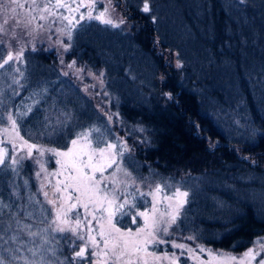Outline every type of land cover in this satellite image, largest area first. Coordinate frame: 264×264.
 I'll return each instance as SVG.
<instances>
[{
    "label": "snow or ice",
    "instance_id": "snow-or-ice-1",
    "mask_svg": "<svg viewBox=\"0 0 264 264\" xmlns=\"http://www.w3.org/2000/svg\"><path fill=\"white\" fill-rule=\"evenodd\" d=\"M98 3L102 4L101 9L97 8ZM136 6L152 23L157 22L154 0H136ZM119 7L120 0H106V3L104 0H80L79 3L76 0H0V79L10 80L11 95L19 96L26 87V83H21L25 72L20 65L26 64L27 44H31L32 51L37 50L33 42L35 34L51 31L52 25L59 22L62 26L56 28L59 34L56 46L68 52L73 31L82 27V21L95 20L122 32L130 30L129 17L117 12ZM228 7L243 11L238 17L229 16L225 22L226 38L222 43L231 48L235 38L241 46L247 45L249 33L244 28L250 20L244 13L254 11L257 0H236ZM259 8L264 13V0H259ZM249 31L255 42L256 32ZM25 36L31 39L25 41ZM64 36L69 42L59 38ZM259 36L264 39V25ZM176 55L179 57V53ZM60 63H64L62 56ZM66 67L75 70L77 75L86 71L77 67L75 60ZM175 67L183 69L185 65L177 58ZM88 74L104 86L103 71ZM126 75L136 79L130 70H126ZM261 75L264 78V69ZM159 81L162 85L159 95L165 104L179 105V93L164 90L167 77L161 74ZM46 92L47 88L32 90L19 104L6 106L4 91L0 89V173L6 177L5 183L11 190L7 200L0 195V264H181L182 257L194 264H264V236L254 238L240 255L209 249L202 244L190 246L178 242H195L199 238L196 234L173 238L182 222L190 192L184 190L183 184L154 182L133 175L125 161L134 158V148L108 126L121 119L118 111L104 112L106 119L102 124L93 122L71 131L67 143L48 147L36 142L40 137L51 140L61 136L71 127L72 117L66 111L60 112L54 121L49 115L41 120L34 114ZM104 95L108 93L105 91ZM242 103L243 98L238 106ZM261 106L264 107V90ZM30 117L37 121L35 131L24 126ZM194 126L199 135V125ZM244 127L250 140L264 135V121L260 126L249 121ZM133 131L146 129L141 126ZM140 143L150 145L152 141L145 136ZM217 143L209 140V150L215 149ZM45 154L55 158L54 164L58 167L50 171L48 161L42 159ZM242 158L253 165L257 163L250 157ZM29 159L37 165L34 175L39 187L25 200L20 192L22 185L16 183L15 177L20 174L22 162ZM23 187H29L28 180ZM37 192L43 200L37 198ZM250 195L255 198L256 194ZM260 197L264 199V191ZM124 217L136 225L135 230L120 226ZM61 241L70 254L64 253ZM161 245H170L179 251L163 250L158 254Z\"/></svg>",
    "mask_w": 264,
    "mask_h": 264
},
{
    "label": "trees",
    "instance_id": "trees-1",
    "mask_svg": "<svg viewBox=\"0 0 264 264\" xmlns=\"http://www.w3.org/2000/svg\"><path fill=\"white\" fill-rule=\"evenodd\" d=\"M235 2L173 0L176 10L156 15L157 22L152 23L137 10L136 0H125L134 27L143 24L144 28H139H143L142 31L122 32L95 20H85L71 40L70 54L85 66L104 73L110 69L108 64L112 59H121L122 68L117 75L128 78L142 98L125 100L118 112L131 141H136L139 133L152 141L150 145L138 144L136 154L133 152V164L129 166L126 160V166L136 177L183 184L184 190L190 192L188 212L179 223L185 236L197 233L207 246L242 253L254 238L264 236V199L260 197L264 191V135L250 140L244 127L249 121H254L256 126L264 121V107L261 106L264 81H254L261 73L259 66L264 65V39L259 36L264 13L257 0V8L244 13L250 20L244 28L249 33V43L241 46L233 38L229 48L222 43L226 38L225 22L229 21V16L238 17L243 11L228 7ZM97 26L96 32L100 34L94 33V39L80 44L77 33L83 27ZM250 29L256 32L255 42ZM97 42L101 43L95 44ZM51 57L42 51H27L28 63L43 68L44 74L42 80L33 81L31 90H48L54 83H71L80 92L78 97L83 107L76 116L75 99L78 98L73 97L70 129L51 140L40 137L45 145L54 147L67 143L70 132L79 130V126L93 122L102 124L106 118L82 89L53 69ZM177 58L184 63L183 69L175 67ZM229 60L230 63L225 62ZM126 70L136 79L129 78ZM161 74L167 77L164 90L179 93V105L165 104L160 97ZM20 92L13 105L23 98L24 93ZM241 98L243 103L238 106ZM121 125L117 126L121 128ZM194 125H199V135ZM141 126L145 132L133 131ZM29 129L36 130L33 126ZM209 140L218 142L211 151ZM245 156L257 163L253 165L242 158ZM35 170V165L25 160L19 176L15 177L16 183L22 185L20 192L25 200L31 191L34 192ZM153 173L158 175L153 176ZM5 179L0 173V195L7 200L11 190ZM25 180L31 185L27 189L23 187ZM252 193L256 194L255 198L250 195ZM61 245L64 253L70 254L64 241ZM233 245L236 246L233 248Z\"/></svg>",
    "mask_w": 264,
    "mask_h": 264
},
{
    "label": "rangeland",
    "instance_id": "rangeland-1",
    "mask_svg": "<svg viewBox=\"0 0 264 264\" xmlns=\"http://www.w3.org/2000/svg\"><path fill=\"white\" fill-rule=\"evenodd\" d=\"M69 2H71V0H69ZM76 2L79 3L80 0H76ZM84 2H87V0H84ZM104 2L106 3V0H104ZM172 2H173V0H154V5H155L154 12H155V14L160 16V15L165 14V13L174 12L176 9L172 6ZM97 8L101 9L102 4L98 3ZM81 11L83 12L86 10L81 9ZM117 12H119L121 15H127L129 17V22L132 25L131 29L129 30L130 32H135L136 30L138 32H140L143 30V28H144L143 24H140L137 28L134 27L135 22L132 19H130V15L127 12V9L125 6V0H123V1L120 0V7L117 9ZM65 14H67V13L65 12ZM0 22H2V19H0ZM61 26L62 25H60L59 22H57L56 24L52 25L51 31H45V32L35 34V40L33 42L35 43V46L37 49L36 51H42V52L47 53L48 55L51 54L52 57H51L50 65L53 67V69L56 72H60L62 74V76L67 77L68 80H70L76 86H78L80 89H82L93 100V102L96 103L98 111H100L101 113L103 112V114H104V112L115 113L119 110V108L121 107L122 103L125 100L130 99V98H134L135 100H138V99L141 100L142 97L139 95V93L137 91L134 90V86L131 84V81H129L128 78H126L124 76H121L119 74L117 75V72H119V70L122 68L121 59H112L109 62L108 65L111 67L108 70H104L105 71V84L103 87H101L100 84L98 83V81L93 79V77L88 74L89 72L97 73L98 71L94 70L90 65L85 66L86 64L80 63L77 60V58L74 56L73 53L70 54V52L72 51V47L68 50V52H63L62 48H60L59 46H56V40L59 36V34L56 32V28L61 27ZM141 26H143V28L139 29ZM79 27L80 26H78V28ZM98 29H99L98 26L97 27H83L79 31V33H77V38H78L79 43L85 45L90 39H94L96 37L94 33H98V32H96ZM75 33H76V30L73 31V36L75 35ZM98 34H100V33H98ZM75 37L76 36H74L73 38H75ZM59 38L65 40V42H69L67 40L66 36L59 37ZM110 38L115 39L113 37H110ZM30 39H31L30 37H27V36L24 37L25 41H28ZM70 43L72 45L71 41H70ZM99 43H101V42H97L95 44H99ZM29 50H31V44H27V48H26V52H25L26 64L20 65L21 69L25 72V80L21 81V83H26V87L22 90V92L24 93L23 97H27L31 94V91H32L31 86L33 84V81H40L44 78L43 68H41L40 66H38L36 64L28 63V59L26 58V53ZM114 52H116V51H114ZM69 54L71 55V57L69 56ZM61 56H62L63 61H64L63 64L60 63V57ZM73 60H75L77 62V67H83V68H85L86 71L84 73L77 75L75 73V70L68 69L66 67V65L68 63H71V61H73ZM255 61L258 62V59H256ZM263 67H264V65H262V64L259 66L260 69H263ZM64 72H68V75H64ZM50 75H51V73H50ZM114 76H116V77H114ZM254 81H256V82L264 81V78H262L261 73L258 74L257 78L254 79ZM9 83H10V80L7 77L0 79V89H3L4 94L8 99L7 100L5 97L6 102L9 103V105H13V102L15 100H17L19 96L13 97L11 95L12 89L8 88ZM92 85H95V87H92ZM226 85H228L227 82H226ZM12 87L15 88L16 86L13 85ZM105 91L108 93V95H104ZM48 94H49V96H48ZM78 96H80V92L78 91V89L73 84H71V83H54L53 87L51 89L49 88L47 90V92L44 93V97L41 100L40 105L38 106L39 110L35 113V115H37V114H41L43 116L49 115L54 121L61 111H66L72 117V111L70 108L72 106V103H70V102H72L73 97H76V98H78V99H75V101H76V116H78V114L80 112H82V110H83V107L81 105V100ZM20 101H21V99L19 100V102L17 104H19ZM12 110L14 111V109H12ZM35 110L36 109H34V112H35ZM43 116L40 117L41 120L43 119ZM114 121H115V117H114ZM120 123L122 124L121 128H119L117 126ZM24 125L28 129L30 126H33L36 129L37 121H36V119H33L32 117H30L28 120L24 121ZM108 126L113 129V132L115 135L122 136L128 140L129 145L134 148V154H136V152H137L138 144H139V146L143 145V143H140V140L143 138L140 136V133L136 137L137 138L136 141H131V139L127 135L128 131L126 129V126L124 125V120L122 117L119 121H116L115 123L110 124ZM21 134L22 135L24 134V128L23 127L21 130ZM30 142H32V141H30ZM36 142L42 143L45 145V142L43 140H41V138H39ZM45 146H48V145H45ZM48 147H52V146H48ZM9 148H10V146H9ZM147 148H148V146L146 145V149ZM42 159L45 161H48V167H49L50 171L54 170L55 167H58L54 164L55 158L50 157L48 154H45V157H43ZM28 161H31L37 169V165L35 164L34 160L29 159ZM126 163L130 166L133 164V160L132 159L127 160ZM133 175L136 176L134 172H133ZM35 180H36V178H35ZM149 181H151V180L149 179ZM157 182H161V181H157ZM30 186L31 185H29V187ZM38 187H39V183L36 180V184H34V192H36ZM143 190L147 191L146 188H144ZM36 194H37L38 199L43 200V196L41 194H39L38 192ZM188 204L185 205L184 215L182 216V220L185 218V212H188V210H187ZM126 225H128V226H126ZM120 226H123L125 228L130 227L133 230H135V228H136V225L131 224L128 217L123 218ZM194 234H196L199 237L197 241L193 242V241H186V240H178V242L188 243L190 246H194L195 244H202L203 246H205L206 248H209V249L222 250V249H215V248H212L210 246H207L206 244H204V241L200 238L199 234H197V233H194ZM189 235H191V234H189ZM179 236H185L183 234V231H182L180 226H179V230L174 234L173 238H176ZM163 250H167L169 252H173V251L178 252L179 251L177 249H172L170 247V245H161V246H159L158 254H161ZM231 252L234 255H240L243 253V252L237 253V252H233V251H231ZM205 257H206V254H205ZM181 264H194V262L192 260L187 259L186 257H182L181 258Z\"/></svg>",
    "mask_w": 264,
    "mask_h": 264
}]
</instances>
